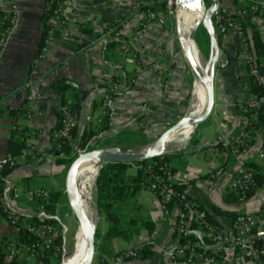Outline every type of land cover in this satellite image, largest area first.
I'll list each match as a JSON object with an SVG mask.
<instances>
[{
	"label": "crops",
	"instance_id": "0c3cea01",
	"mask_svg": "<svg viewBox=\"0 0 264 264\" xmlns=\"http://www.w3.org/2000/svg\"><path fill=\"white\" fill-rule=\"evenodd\" d=\"M15 1L21 11L20 23L0 60V162L6 157L9 140L13 137L10 111L24 110L27 96L41 93L39 110L42 115L30 120L23 115L17 121L19 128L37 132L32 144L37 149L38 159L21 162L7 179L11 187V206L22 216L32 218L37 215L38 203L31 193L42 189L48 193L66 194L72 165L68 166V161L88 151L95 142L101 143L100 148L142 152L189 114L188 98L194 77L179 37V17L167 18L164 0H142L143 10L138 14L132 13L129 0H83L85 8L59 31L56 43L44 60H39L38 56L45 30L47 0ZM2 5L7 3L0 1V7ZM70 7L69 3L63 6L61 18L67 16ZM221 7L225 14L245 24L251 42L255 31L264 42L262 16L251 15L247 20L243 19L237 0H221ZM113 27L118 29L120 38L116 39L118 43L114 48L107 50L105 45ZM108 28L110 30L106 31ZM218 43L221 60L228 65L216 68L211 114L191 136L182 134L179 137L175 143L182 146L167 148L165 155L174 174V183L209 212L216 207L231 215L258 213L264 201V188L243 200L228 190V184L243 170L241 162L244 165L254 163L264 170L263 141L251 144L241 153L240 160L220 151L217 146L250 125L252 118L240 109V105L255 95L237 36L228 33L220 36ZM207 44L206 55L198 47L206 60L210 54V41ZM126 47L137 55V64L125 62L122 50ZM170 69L172 76L165 92L164 78ZM116 77L131 86L127 92L112 99L106 128L83 150L84 135L92 131L87 117L101 116L102 97L110 93ZM63 79L73 82L74 87L64 95H58L54 86ZM65 114L70 117L74 135L69 150L61 152L55 147L52 134ZM146 118L148 121L141 126ZM245 168L248 169L246 165ZM128 173L136 175L137 170L131 167ZM212 174H217L216 178L212 179ZM45 182L49 188L43 186ZM64 206L60 205L59 210ZM113 211L120 217L121 228L129 229L128 237L106 239L113 222L99 216L96 263L130 249H139L142 253L145 246H150L153 254L149 258L139 257L125 264H169L167 252L175 247L176 223L173 217L163 214L161 202L154 192L144 186L131 198L114 205ZM55 215L66 225L59 212ZM215 218L232 226V218ZM128 220L149 222L151 226L149 230L137 229L129 225ZM10 232L6 219L0 214V250ZM261 235L260 230L256 231L252 239L259 244ZM19 263L27 264L24 260Z\"/></svg>",
	"mask_w": 264,
	"mask_h": 264
},
{
	"label": "built area",
	"instance_id": "2783aa9c",
	"mask_svg": "<svg viewBox=\"0 0 264 264\" xmlns=\"http://www.w3.org/2000/svg\"><path fill=\"white\" fill-rule=\"evenodd\" d=\"M7 3L0 7V60L9 44V41L19 26L21 11L15 0H0ZM210 3L217 2L218 8L212 15V22L215 34L223 36L234 33L241 44L240 54L247 71L249 80L261 89L260 94L253 95L240 105V109L248 113L252 119L259 114H264V75L261 64L252 48L247 32L243 25L235 18L225 14L221 7V0H209ZM241 6L240 16L247 18L261 10H264V0H237ZM69 3L70 9L66 17L61 18L60 12L63 6ZM166 15L168 19L177 18L179 9L177 0H164ZM121 3L119 4V6ZM83 0H47L46 14L50 13L47 21L46 36L44 46L39 53L38 59L47 58L51 47L56 43L58 33L70 23V18H76L85 8ZM129 6L133 14L142 11V0H129ZM127 64H137V55L130 48L122 50ZM175 57L172 64H174ZM227 62L219 60L217 68H225ZM172 76L170 69L164 78V89L168 91L169 82ZM131 84L116 77L113 81L110 93L102 97L99 117H87L93 131L101 133L107 126V118L111 112L112 99L129 90ZM41 93H34L27 96L25 103V113L28 120L41 116L39 104L42 100ZM148 108L147 105L144 106ZM148 118L144 119L140 125L143 126ZM73 124L68 114H65L61 125L52 134V140L57 150L64 152L66 140L70 137ZM37 137V132L29 128H21L20 141L25 144L19 158L7 155L0 162V174L9 165L16 168L21 162L26 160H37L38 152L32 144V140ZM263 141L264 151V128L248 126L240 129L230 140H225L217 146L219 150L229 154L235 160H240L241 153L256 141ZM86 151L81 152L80 154ZM264 157V154H261ZM243 170L234 177L228 184V190L237 194L243 200H247L251 193L259 188H264V182L259 184L257 173L245 168L244 163H240ZM136 170H142L145 175L148 188L154 192L160 202L163 214L166 217L175 219L176 227L174 233L175 247L167 252L169 264H264V201L258 213L237 214L232 226L216 224L210 221L208 211L195 202L184 190H179L173 181L172 169L161 162H151L147 165L134 166ZM217 174H212L211 178H216ZM6 179L0 178V211L3 212L6 222L11 232L3 241L0 250V264H21L24 260L27 264H50L46 258V253L50 252L52 259L56 262L63 260L65 256V246L69 237V228L54 214L46 209V205H38L36 217L43 220L41 223L27 222L23 216L17 212L10 204L9 198L11 187ZM96 182V181H95ZM90 188L87 198L88 210L93 217L91 202L93 201V187ZM95 193V190H94ZM32 197L47 199L49 193L39 189L31 193ZM96 222L97 217H94ZM22 230L28 235L27 240H23L19 234ZM261 231L260 243L257 244L252 238L256 231ZM141 255L139 249H130L120 252L112 259H108L99 264H125L129 260L138 259ZM52 264V263H51Z\"/></svg>",
	"mask_w": 264,
	"mask_h": 264
},
{
	"label": "trees",
	"instance_id": "16d2710c",
	"mask_svg": "<svg viewBox=\"0 0 264 264\" xmlns=\"http://www.w3.org/2000/svg\"><path fill=\"white\" fill-rule=\"evenodd\" d=\"M2 15L3 14L0 13V17ZM49 15L50 13L46 14L45 30H44V33L41 39L39 53L41 52L44 46L47 21L49 19ZM254 15H260L264 18V10H261V12H258ZM249 17L243 18V19L247 20ZM242 25L244 28H246L245 24H242ZM112 29L113 30L110 35L109 41L105 45V48L107 50L114 48L118 43L116 42V39L120 38L117 34L118 29H114V27ZM108 30L110 29L108 28L106 31ZM203 30L206 35L207 41L209 42V37L207 36L204 28ZM218 38L220 39V36H218ZM252 41L253 42L251 43H252L253 51L255 52L257 58L260 61L261 70L264 75V42L261 40L260 36L258 35L256 31L252 32ZM73 87H74L73 82L67 79H63L54 86V90L58 95H64L67 91L71 90ZM251 89L255 95L261 93V89L257 85L253 84L252 82H251ZM9 114L12 118L13 137L9 140L7 151H6V156L11 155L13 158L16 159L20 157L21 151L25 146V144L21 142L19 138H17V137H20L21 135V128L17 126V121L23 115L26 116V113H25V110L19 109V110H11ZM62 119L63 118L60 119L57 125V128L60 127ZM250 126H257V127L259 126V127L264 128V114H259L256 118L252 119ZM98 134L99 133L93 130L91 132L85 133L82 149L84 150L85 148H87L89 142L95 139ZM73 135H74V130H72L70 137L66 140V144L64 148L65 150L67 149V151L70 148V140L72 139ZM100 147H101V143L95 142V144L92 147L90 146V149L94 150ZM73 161L74 159H71L70 161H68V166H70L73 163ZM156 161L164 163L167 166H169L168 161H167V156L163 155L162 157H159L153 160L137 162L133 164H126V163L107 164L100 169L99 174L96 177L97 179L94 180V182L96 181V186H95L94 201L92 202V206L98 216H105L107 220L113 222V226L108 230L107 234L105 235L106 239L118 238V237H123V238L128 237L129 229L125 230L121 228L120 217L117 215L115 211H113V206L118 203L126 201L127 199L134 196L144 186H147L144 172L142 170H137L136 175H131L128 173L129 168L134 167V166L147 165L151 162H156ZM245 165L248 167L249 170L257 173V180L259 184H262L264 182V170L254 163H247V164L245 163ZM18 167L19 165L14 169V168H11L9 165H7L5 169L3 170V172H1L0 178L6 179ZM177 188L181 191L183 190L182 187L177 186ZM2 191H3V188L0 187V193H2ZM254 192H252L251 195H253ZM67 202H68V199L64 192L49 193V197L44 200L37 198L38 205L40 204L46 205L47 211L54 215L57 214L61 210V209L59 210V206L62 204H65L66 206ZM208 213H209L210 221L216 224H220L221 222L218 219H216L215 216L226 217L228 219L232 218L230 225L233 224L237 216V214L231 215L228 212L220 210L219 208H216V207L212 209V213L209 211ZM0 214L5 218L2 211H0ZM23 218L27 222H33V223L43 222V220L37 217L26 218L23 216ZM128 223L131 226H135L137 229L145 228L149 230L151 226L149 222L142 223V222H137L135 220H128ZM19 234L23 240H27L28 235L25 234L22 230H20ZM98 237H99V234L98 232H96V239ZM152 254L153 252L151 250V247L145 246L143 248V252L140 255V258L146 259V258H149ZM51 255L52 254L50 252H47L46 258H45V260L50 264L53 261H55L54 259H52Z\"/></svg>",
	"mask_w": 264,
	"mask_h": 264
},
{
	"label": "water",
	"instance_id": "95a60500",
	"mask_svg": "<svg viewBox=\"0 0 264 264\" xmlns=\"http://www.w3.org/2000/svg\"><path fill=\"white\" fill-rule=\"evenodd\" d=\"M177 6L181 8L202 9V15L197 20L187 43H185L179 23V37L183 47V53L188 67L195 80L202 82L206 90V102L202 110L195 116L185 115L177 124L169 128L152 146L142 152L125 151L120 148H98L86 151L74 160L67 178L66 196L71 209L79 221V225L86 236L85 256L81 264H91L95 253V240L97 223L88 212L83 202V193L80 187L79 169L86 163L96 162L101 169L103 166L112 163L133 164L162 157L166 154L169 139L175 134H180L184 130L192 128L193 131L207 120L214 106V79L217 63L220 55L218 38L212 22V15L218 8L217 2H212L207 6L206 0H177ZM200 27H203L209 37L210 54L204 66L197 60L192 42H196V35ZM194 86V85H193ZM99 169V171H100ZM99 174V172H98ZM98 176V175H97Z\"/></svg>",
	"mask_w": 264,
	"mask_h": 264
},
{
	"label": "bare ground",
	"instance_id": "6f19581e",
	"mask_svg": "<svg viewBox=\"0 0 264 264\" xmlns=\"http://www.w3.org/2000/svg\"><path fill=\"white\" fill-rule=\"evenodd\" d=\"M194 12L197 13L199 17L202 15V9H199V8L183 7L179 10L178 17H179V23H180V30L182 32L185 43L188 42L190 34H191L190 32H192L194 28L193 23H192L193 21L191 18ZM191 46H192L193 52L197 60L202 64V66H204V58L198 48L199 46L197 42H192ZM205 102H206L205 85L202 82L198 81L196 93L192 100L189 114L193 116L198 114L204 107ZM192 132H193V129L189 128L187 130H184L180 134H175L172 137H170L169 143H175L182 134L184 136H191ZM99 169L100 168L98 167V164L96 162L86 163L79 169V178L81 180L80 187L83 193V202L85 204V207H87L86 200L89 195V181H93L94 179H97L96 177L98 175ZM88 212L91 215V212L89 210ZM74 242H75L74 252L72 256H70L65 261L64 264H81L82 260L84 259L85 249H86V236H85V233L82 231L81 227H79V229L77 230Z\"/></svg>",
	"mask_w": 264,
	"mask_h": 264
},
{
	"label": "rangeland",
	"instance_id": "374dc122",
	"mask_svg": "<svg viewBox=\"0 0 264 264\" xmlns=\"http://www.w3.org/2000/svg\"><path fill=\"white\" fill-rule=\"evenodd\" d=\"M206 3H207V6H209L210 1L209 0H206ZM198 17H199V15L197 13L194 12L192 14V17L191 18H192V21H193L192 22L193 23V27L196 24V22L198 20ZM195 40L198 43V45H199L202 53L204 55H206L207 48H208V44H207L208 42H207V38L205 36L204 30H203L202 27L199 28ZM205 62H206V58L204 57V63ZM194 81L195 80L193 79L192 84H191L190 96L188 98V106H189L188 113L190 112L191 103H192V100L194 98V95H195L196 89H197V82L198 81H195L194 90H193ZM192 94H193V97H192ZM182 145L183 144L170 143L168 145V148H175L176 146H182ZM91 150L92 149L88 148V151H91ZM91 185H92V181H89V186L91 187ZM43 186L45 188H49L48 187L49 185L47 184V182H45V184H43ZM94 190H95V187H93V201H94ZM26 198H27V196H25V199ZM92 202H91V208H92V211H93V219H95L94 217H97L96 223L98 225L99 216L94 211L93 206H92ZM59 215L63 219V221L66 222V225L69 228V237H68V241H67L66 246H65V256H64L63 260H60V261H58L56 263V264H64L65 261L70 256H72V254L74 252V244H75L74 240H75L76 233H77V230L79 229L80 225H79V221H78L77 217L75 216L73 210L71 209V207L69 205V202H67V204H66L65 207L61 208V210L59 211ZM94 256H95V253H94ZM94 256H93V260H92L91 264H98V263H96L94 261Z\"/></svg>",
	"mask_w": 264,
	"mask_h": 264
}]
</instances>
